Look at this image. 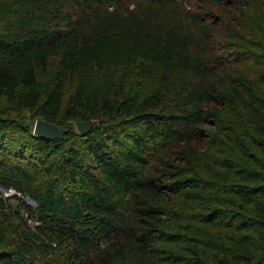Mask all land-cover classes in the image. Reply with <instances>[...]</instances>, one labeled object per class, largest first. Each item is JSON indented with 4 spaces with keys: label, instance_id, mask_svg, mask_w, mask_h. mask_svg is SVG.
Segmentation results:
<instances>
[{
    "label": "trees",
    "instance_id": "obj_1",
    "mask_svg": "<svg viewBox=\"0 0 264 264\" xmlns=\"http://www.w3.org/2000/svg\"><path fill=\"white\" fill-rule=\"evenodd\" d=\"M0 264H264V0H0Z\"/></svg>",
    "mask_w": 264,
    "mask_h": 264
},
{
    "label": "water",
    "instance_id": "obj_2",
    "mask_svg": "<svg viewBox=\"0 0 264 264\" xmlns=\"http://www.w3.org/2000/svg\"><path fill=\"white\" fill-rule=\"evenodd\" d=\"M75 127L80 134H86L91 128V123L89 121H78L75 123ZM67 131V129L59 128L42 119H37L33 126V135L48 141L63 139ZM25 200L33 203L28 198H25Z\"/></svg>",
    "mask_w": 264,
    "mask_h": 264
},
{
    "label": "rangeland",
    "instance_id": "obj_3",
    "mask_svg": "<svg viewBox=\"0 0 264 264\" xmlns=\"http://www.w3.org/2000/svg\"><path fill=\"white\" fill-rule=\"evenodd\" d=\"M28 114V113H27ZM33 124V123H32ZM34 126V125H33ZM6 194H8V195H12L13 194V192L11 191V192H9V193H6ZM25 200V199H24ZM27 203H29L27 200H25Z\"/></svg>",
    "mask_w": 264,
    "mask_h": 264
},
{
    "label": "built area",
    "instance_id": "obj_4",
    "mask_svg": "<svg viewBox=\"0 0 264 264\" xmlns=\"http://www.w3.org/2000/svg\"><path fill=\"white\" fill-rule=\"evenodd\" d=\"M9 192H11V191H9ZM9 192H5V195L8 196V194H6V193H9ZM29 204L34 205L33 203H30V202H29Z\"/></svg>",
    "mask_w": 264,
    "mask_h": 264
}]
</instances>
